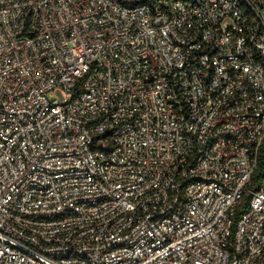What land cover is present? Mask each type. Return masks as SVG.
Listing matches in <instances>:
<instances>
[{
  "label": "built area",
  "instance_id": "obj_1",
  "mask_svg": "<svg viewBox=\"0 0 264 264\" xmlns=\"http://www.w3.org/2000/svg\"><path fill=\"white\" fill-rule=\"evenodd\" d=\"M263 141L264 0H0V264H264Z\"/></svg>",
  "mask_w": 264,
  "mask_h": 264
},
{
  "label": "trees",
  "instance_id": "obj_2",
  "mask_svg": "<svg viewBox=\"0 0 264 264\" xmlns=\"http://www.w3.org/2000/svg\"><path fill=\"white\" fill-rule=\"evenodd\" d=\"M263 179H264V141L260 148L257 166L251 178L250 188L257 189ZM250 197H251L250 194L245 195L238 214L243 212V210L247 207V205L249 204Z\"/></svg>",
  "mask_w": 264,
  "mask_h": 264
}]
</instances>
